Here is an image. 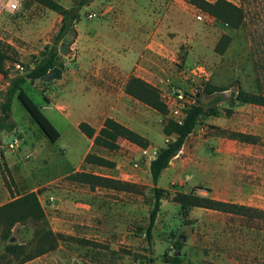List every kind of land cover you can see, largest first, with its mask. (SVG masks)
I'll list each match as a JSON object with an SVG mask.
<instances>
[{
	"label": "rangeland",
	"instance_id": "374dc122",
	"mask_svg": "<svg viewBox=\"0 0 264 264\" xmlns=\"http://www.w3.org/2000/svg\"><path fill=\"white\" fill-rule=\"evenodd\" d=\"M57 1L68 8L75 4V0ZM226 1L243 9L239 27L186 0H92L81 9L77 33L69 39L70 45L78 41L63 69L66 78L75 71L109 92L127 93L130 77L136 76L152 85L163 103L172 87L199 98L205 106L221 95L216 104L219 114L201 119L162 173L158 186L169 195L162 200L149 242L145 232L155 185L140 147L122 138L115 150L93 144L90 152L110 164L85 163L90 141L80 129L53 114L61 137L52 142L16 99L13 116L22 143L20 150L0 157V205L12 199L5 176L15 194L37 188L53 230L60 217L93 223L75 224V233L66 234L69 238L55 250L26 262L22 258L36 252L34 223H17L7 240L1 237L0 225V264H167L180 235L186 237L180 250L186 264H264V220L203 207H192L184 217L174 200L179 192H195L264 209V142L230 138L232 131H241L264 141V106L230 104L240 88L264 96V0ZM61 19L57 12L30 0L16 13H1L0 44L14 49L8 67L14 63L33 67L51 45ZM135 26L140 39L131 45L120 42L119 36L124 31L131 35ZM121 57L119 66L116 60ZM44 85L29 81L24 86L39 106L46 103ZM208 86L226 90L210 94L205 91ZM127 104L130 111L124 119L150 140V146L160 151L174 139L175 135L164 133L166 123L175 121L167 106L162 113L142 101ZM22 144L30 145L33 154L26 155ZM76 172L106 178L110 184L68 178ZM10 243L25 244V252L19 257L7 255Z\"/></svg>",
	"mask_w": 264,
	"mask_h": 264
},
{
	"label": "trees",
	"instance_id": "16d2710c",
	"mask_svg": "<svg viewBox=\"0 0 264 264\" xmlns=\"http://www.w3.org/2000/svg\"><path fill=\"white\" fill-rule=\"evenodd\" d=\"M30 1L40 3L60 14L62 18L61 25L57 33L54 35L51 45L47 46L34 61V66L26 67L25 71L31 69L29 73H25L24 71V73L18 72L15 76H9L11 70L10 67H8L7 62L13 59L9 55V52L14 49L9 45L0 44V73H3L9 81V85L3 93V98L0 100V136L2 134L12 133L18 128V124L13 117V101L15 98H18L31 118L38 125L39 129L50 141L56 142L60 138L61 133L46 116L42 108L25 92L24 86L29 81L31 83L40 81V79L54 67H59L63 71L65 62L64 58L59 53L60 45L64 43L65 37L68 34L72 36L77 33L75 25L80 18V11L92 0H75V4L70 8L64 6L57 0ZM191 3L196 4L204 11L217 16L219 19L230 23L233 27H239L244 18L243 9L226 0H218L215 3H210L206 0H192ZM221 52H223L222 48ZM40 82L46 84V82ZM126 90L127 94L133 98L148 104L162 113L166 112V105L160 101L156 89L145 80L136 76H131ZM224 90L226 89L223 87L211 86H208L205 89V91L210 94H213L214 92H223ZM44 97L46 101H48L47 97ZM221 100V95H215L210 104L205 106L200 99L197 98L196 103L192 104L189 108L187 116L182 124H177L173 120L166 123L164 133L167 136L175 135V137L167 142L166 146L159 151L158 156L150 163L152 181L155 185L153 189L155 200L149 213V223L145 232L146 239L149 242L153 237V229L162 206V200L169 195L167 189L158 186L162 173L170 166L172 159L182 150L186 139L194 132L201 119L207 116H218L219 110L216 104ZM230 104L231 106L245 104L264 106V96L247 92L240 88L237 94H233ZM79 129L87 137L93 139L94 145L108 150L119 148V140L121 138L140 147L146 148L150 146V140L146 136L119 122L113 117H107L104 121V125L98 132L86 121L79 124ZM230 138L240 142L253 144L264 142L258 135L241 131H232L230 133ZM84 162L95 165L110 164L109 159L92 152H89L85 156ZM68 178L73 181L85 182L92 185L110 184L108 179L87 172L72 173L68 175ZM4 180L12 194V199L0 205V225L4 227L1 237L5 240L9 239L12 234V229L17 223L24 224L26 222H32L36 226L33 234V238L36 241V252L25 255L22 258V262L29 261L37 256L55 250L61 241H66V239L69 238V235L56 232L52 229L46 211L40 201L38 191L20 192L15 194L12 191L11 186H9L5 176ZM174 200L179 203L180 213L184 217L189 216L192 207H203L244 216L247 217L248 220H264V209L262 208L248 206L233 201L210 198L199 195L195 192H179L174 196ZM175 247V253L166 258V263L186 264L180 252L183 243L176 241ZM5 250L7 255L19 257L25 252V244L10 243L6 245ZM165 256L167 255L165 254Z\"/></svg>",
	"mask_w": 264,
	"mask_h": 264
},
{
	"label": "crops",
	"instance_id": "0c3cea01",
	"mask_svg": "<svg viewBox=\"0 0 264 264\" xmlns=\"http://www.w3.org/2000/svg\"><path fill=\"white\" fill-rule=\"evenodd\" d=\"M131 30H132L131 35L128 33L125 34L124 31L123 36L122 35L119 36V41L124 42L127 45L128 44L131 45L134 44L136 40H139L141 34L139 32L138 26L132 27ZM77 41L78 38L72 45L69 46L71 51L74 49L73 45L76 44ZM70 55L71 52L69 55L63 56L65 63H67V60ZM122 62H123L122 57L116 60V63L119 66H121ZM12 75L14 76V74ZM44 88H46V90L43 93L44 96L47 97L48 101H46L44 105H40V107L42 108L44 113L45 111L48 112L47 114L46 113L45 114L51 120V122L54 124L55 127H57V124L51 118L52 117L51 115L53 114H56L60 119H62L63 122L70 124L71 126H73L78 130H79V124L83 121H86L91 126H93L98 132L104 125V121L107 117H113L116 120H119L121 123L137 130L135 126H131L129 121L125 120L124 118H126L125 116H127L130 111L127 101L131 102L133 105H136L137 102H139V100L133 98L127 93L109 92L103 88H100L95 84L90 83L88 79H86L81 74L75 73V71L70 72V77L68 78H66L65 71H62V76L60 79H55L50 83H46L44 85ZM126 95H128V97ZM16 99L18 100V98L14 99L13 107L15 106ZM134 111L135 109H133V112ZM18 129L20 130L19 126ZM87 138L90 141V148L86 152L85 156L91 151V148L93 146V139L89 137ZM23 144H22V148L26 149V155L33 154L32 151L33 149L31 148V146L30 145L23 146ZM31 190L37 191V188H32ZM38 195L43 205L42 196L40 194ZM58 219L59 222L57 221L55 222L56 228L54 231L70 234V235L75 233L74 232L75 224L93 223L91 219L90 221H85L84 219H78V218L70 219L67 217H60ZM116 232H117L116 233L117 236L120 237V233L118 232V229Z\"/></svg>",
	"mask_w": 264,
	"mask_h": 264
},
{
	"label": "built area",
	"instance_id": "2783aa9c",
	"mask_svg": "<svg viewBox=\"0 0 264 264\" xmlns=\"http://www.w3.org/2000/svg\"><path fill=\"white\" fill-rule=\"evenodd\" d=\"M188 2H192V0H186ZM25 0H0V14L5 13H16L20 11L24 5ZM90 18L95 16V13H91ZM198 20H202L203 16L201 14L197 15ZM15 66V71L23 72L24 67L19 63L12 64ZM10 65V67L12 66ZM11 70V68H10ZM14 74V71L11 70V74ZM9 85V81L3 73H0V100L3 98V93ZM164 103L170 109L172 115L174 116V120L177 124H182L184 122L185 117L187 116L188 110L192 104L196 103V99H192L188 97L186 93L179 88L172 87L166 94H164ZM13 134V138L11 140L8 137ZM21 135L20 130L17 129L12 133L3 134L0 136V157H4L7 152H15L20 150L21 148ZM140 147V146H139ZM142 152V156L146 158L150 163L154 160L158 154L159 150L153 148L152 146H148L146 148L140 147ZM30 156V155H28ZM51 200L54 197H50Z\"/></svg>",
	"mask_w": 264,
	"mask_h": 264
},
{
	"label": "water",
	"instance_id": "95a60500",
	"mask_svg": "<svg viewBox=\"0 0 264 264\" xmlns=\"http://www.w3.org/2000/svg\"><path fill=\"white\" fill-rule=\"evenodd\" d=\"M71 38V35L68 34L66 37H65V40H64V43L60 45V50H59V53L60 55L62 56H67L70 54L71 50H70V44H69V39ZM11 70L14 71V76L17 74V72L15 71V66L12 65L11 67ZM31 71V69H28L25 71V73H29ZM62 76V69L59 68V67H54L52 68L47 74H45L41 79L40 81L42 82H46V83H50L52 82L53 80L55 79H60ZM18 128H16L17 130ZM13 138V134H11L8 139L11 140ZM177 241L179 242H184L186 241V237L184 235H180L178 238H177Z\"/></svg>",
	"mask_w": 264,
	"mask_h": 264
}]
</instances>
